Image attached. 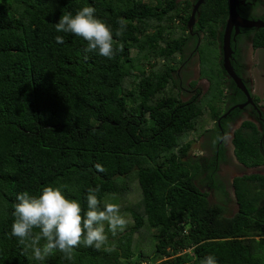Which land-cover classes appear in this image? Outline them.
I'll return each mask as SVG.
<instances>
[{
    "label": "trees",
    "instance_id": "trees-1",
    "mask_svg": "<svg viewBox=\"0 0 264 264\" xmlns=\"http://www.w3.org/2000/svg\"><path fill=\"white\" fill-rule=\"evenodd\" d=\"M84 6L123 45L114 58L55 31L63 14ZM190 12L188 1L177 0H0V264H41L11 236L16 196L61 185L85 210L87 190L98 186L101 207L105 199L119 204L129 223L108 233L113 253L81 246L72 261L56 251L43 264H201L209 255L217 264H264V175L233 180L232 217L194 182L203 174L210 188L225 190L216 166L224 159L219 141L229 120H217L226 94L216 59L205 69L202 46L216 42L228 3L205 0L199 9L202 74L210 84L201 102L182 101L174 79ZM119 19L127 25L122 37L115 36ZM255 47H264V35ZM206 112L213 128H205ZM192 132L194 140L210 135L218 152L190 156L192 141L184 140ZM259 141L252 124L235 131L234 155L245 168L264 164ZM131 190L137 202L127 200ZM144 228L150 233L142 236ZM147 240L149 252L139 246Z\"/></svg>",
    "mask_w": 264,
    "mask_h": 264
},
{
    "label": "clouds",
    "instance_id": "clouds-1",
    "mask_svg": "<svg viewBox=\"0 0 264 264\" xmlns=\"http://www.w3.org/2000/svg\"><path fill=\"white\" fill-rule=\"evenodd\" d=\"M96 9L84 6L73 15L63 14L54 25L58 33H70L82 38L87 43L86 52H93L107 59H112L123 45L113 38L112 28L95 16ZM116 37H122L127 30L126 22L118 20ZM55 41L64 43L63 36H56ZM61 186H45L39 195L28 191L17 194L11 225V236L18 239L24 248L30 249L33 258L41 264L56 251L64 254L66 260L74 259V250L84 246L106 253L117 250L115 242L109 241L108 233L113 236L123 232L128 226V219L121 214L120 205L101 201L97 193L100 188L87 190L86 210L76 199L68 198ZM107 228V231H106ZM201 264H217L214 256L204 258Z\"/></svg>",
    "mask_w": 264,
    "mask_h": 264
},
{
    "label": "flooded vegetation",
    "instance_id": "flooded-vegetation-1",
    "mask_svg": "<svg viewBox=\"0 0 264 264\" xmlns=\"http://www.w3.org/2000/svg\"><path fill=\"white\" fill-rule=\"evenodd\" d=\"M185 1H188L191 4V12L189 14L190 17L192 13L193 5L198 0H185ZM204 3L205 0L203 4ZM200 7L196 11L195 14L196 23L193 25L191 30L187 29L188 21L186 23L187 41L185 44V49L181 53L180 57H178L180 63L178 64L174 74V79L177 81V85H179L178 87L180 89V94L183 92L190 94L188 95V97H186L184 102L188 101L189 99H192L193 97H196V99H198V95H199L198 89L195 88L194 86L195 84L192 83L193 80L191 79V77H189V72L190 70L191 71L193 70L194 66L196 67L201 66V68H203V65L201 64V54L199 48L201 46L202 41L205 39V35L202 32H200L197 28L198 17L200 15L199 12ZM197 12L199 13V15H197ZM236 12L238 16L244 20L261 21L262 23H264V0H237ZM226 20L227 18L225 19L223 26L222 25L218 26L217 35H216V43L219 48V55L217 56L216 62H217V66H219V68L222 70L223 86L225 88L224 94H226V100L223 104V111H222L223 113L219 116L217 123L218 122L220 123L221 119L229 120L226 123V131L222 134L223 138L219 141V145L222 146L223 148L224 159L220 160L216 166L217 167L216 176L217 179L221 181V183L223 184L225 190L222 191V190L210 188L207 185V182H205V180L199 181V184L202 187V189L205 188V190H207L205 191L207 193V198L209 196H213L215 198L214 200H218L220 197L226 199L230 195L228 191V186L230 183L229 182L226 183L224 179L221 178L222 174L220 169L223 164L226 165L227 162H232L231 155L232 157L235 156L234 146L232 143L234 139V133L235 131L242 128L245 123L252 124L257 129V132L260 135V141H259L260 152L264 158V106H262L259 103V99L253 93L254 80L252 79L253 70L257 69V67L259 66V63L253 62V59L254 57L259 59L260 54L262 55L264 53V47H255V40L259 36L261 37L264 35V28L257 29V28L239 27L237 31L233 29L230 35V48L232 51L230 57V65L235 75L244 84L249 95L248 98L246 94L237 87L234 80L226 74L223 68V58H222L223 55H222L221 46H222V37L224 33ZM181 73L184 74V76L187 74V76H185V78H187L185 82L181 77L182 76ZM188 87L192 88L191 92L188 90ZM212 143L213 141L210 139V135H206L204 138V148L207 147L208 150H212V151L214 150V153L218 152L219 145H217V147H215L214 149ZM230 151H231V155H230ZM200 153L201 154L199 157H201L202 160V157L205 158L206 155L205 154L203 155L202 151ZM196 157H194V159H196ZM234 158L235 157H233V159ZM235 159L234 161L236 162L237 160ZM236 163L239 162L237 161ZM242 167L244 169H247L244 166ZM253 169H257L258 171L264 172V164L255 167ZM204 177L205 175L202 176V179ZM238 177H242V176L240 175ZM233 180L231 181V185L233 183ZM223 192L227 193V197L224 196Z\"/></svg>",
    "mask_w": 264,
    "mask_h": 264
},
{
    "label": "rangeland",
    "instance_id": "rangeland-1",
    "mask_svg": "<svg viewBox=\"0 0 264 264\" xmlns=\"http://www.w3.org/2000/svg\"><path fill=\"white\" fill-rule=\"evenodd\" d=\"M177 1H185V0H177ZM205 42V40L202 41V45ZM203 49V53L204 56L206 57V64H205V69H209L210 70V66L209 62H213L215 63V59H217V56L219 55V48L217 46V43L215 42L214 44L212 43V45H210L209 48H207L205 45L202 46ZM253 62H257L259 63V66L257 67V69L253 70L252 73V79L254 80V85H253V93L254 95L259 99V103L264 106V53L261 55L259 59L255 58L253 59ZM217 64V62H216ZM201 66L200 67H196L194 66L193 70L189 72V77H191V79L193 80L192 83H194L195 88L198 89L199 91V95H198V101L201 102L204 100L207 91L209 90V82L208 80L203 76L202 71H201ZM181 77L182 79L185 80L187 78H185V76H187V74L184 76V74L181 73ZM191 83V84H192ZM179 86V85H178ZM179 88V87H178ZM188 90L191 92L192 88L188 87ZM176 91V90H174ZM188 95L185 92L180 94V98L184 101L186 99V97H188ZM207 103H204V108L207 109ZM208 111V109H207ZM209 116L206 115L203 117V119H208ZM205 128H213V122H211L209 119L207 120V124L205 125ZM195 136H198V134L196 132H192L189 133V135L186 137V139L184 140V142H188V141H192L191 146H190V156L192 157H196V156H200V152L202 151L203 155L205 154L206 157L205 158H211L214 155V150H208V148H204V136H200L198 137L196 140H194L193 138H195ZM229 147V144H228ZM261 153V152H260ZM230 155H231V151H230ZM262 155V154H261ZM235 157V156H233ZM232 155V162H227L226 165H222L221 166V178L224 179V181L227 183L229 182V186H228V191H229V197H227L226 199L223 197H220L218 200H214L215 198L213 196H209L207 198L208 202L210 204H220L221 206H224V208L226 209V216L227 217H232L236 211H237V205H236V201H235V197H234V193L232 190V185H231V181L233 179H235L238 176H244V175H250V174H261L264 175L262 171H258L257 169H253V168H247L244 169L242 167V165H240L239 163H236L233 159ZM204 158V157H202ZM237 160V159H235ZM262 170V169H261ZM203 174H200L196 177L195 179V184L196 186L203 192L207 191L205 190V188L202 189V187L199 184V181L202 179ZM133 187L136 188V184L133 183ZM139 198V193L137 191H133L131 190V192L129 194H127V200H129V202L134 203L137 202ZM222 198V199H221ZM107 199L104 200V204L106 202ZM128 201H126L125 203H123V205H128L127 204ZM108 203V202H107ZM121 209V214L124 215L127 219H128V215L127 213H125L124 210H122V207L120 206ZM147 233H150L149 229H142L141 230V234L142 236L148 235ZM135 238L138 239V235L135 236ZM151 243L149 240L147 241H143L139 244L140 248L145 251V252H149ZM136 260V259H135ZM142 264H146L145 262H143Z\"/></svg>",
    "mask_w": 264,
    "mask_h": 264
},
{
    "label": "water",
    "instance_id": "water-1",
    "mask_svg": "<svg viewBox=\"0 0 264 264\" xmlns=\"http://www.w3.org/2000/svg\"><path fill=\"white\" fill-rule=\"evenodd\" d=\"M204 0H198L192 8V13L188 19L187 29L191 30L193 25L196 23L195 14L198 8L203 4ZM228 3V16L225 23L224 33L222 37V58H223V68L226 74L231 77L236 83L237 87L242 90L246 96L249 98L248 92L242 83V81L235 75L230 65V57L232 54L230 48V35L233 29L236 31L239 27L241 28H264V23L261 21H248L240 18L236 12L237 0H227ZM197 15L199 13L197 12Z\"/></svg>",
    "mask_w": 264,
    "mask_h": 264
}]
</instances>
